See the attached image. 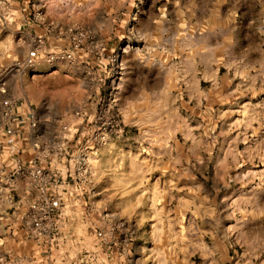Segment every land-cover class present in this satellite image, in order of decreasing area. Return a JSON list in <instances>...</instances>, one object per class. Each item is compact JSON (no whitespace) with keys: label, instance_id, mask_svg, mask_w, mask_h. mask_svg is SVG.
I'll use <instances>...</instances> for the list:
<instances>
[{"label":"rangeland","instance_id":"rangeland-1","mask_svg":"<svg viewBox=\"0 0 264 264\" xmlns=\"http://www.w3.org/2000/svg\"><path fill=\"white\" fill-rule=\"evenodd\" d=\"M25 1L27 35L0 19V264H264V0ZM57 192L72 219L39 242L24 214Z\"/></svg>","mask_w":264,"mask_h":264},{"label":"built area","instance_id":"built-area-1","mask_svg":"<svg viewBox=\"0 0 264 264\" xmlns=\"http://www.w3.org/2000/svg\"><path fill=\"white\" fill-rule=\"evenodd\" d=\"M10 15V5L8 4V0H0V19L6 18ZM65 56V55H64ZM69 56L66 55V57ZM31 58L28 59V62H31ZM105 133L98 134L95 139L98 141L104 140ZM38 171L34 174H37ZM33 174V173H32ZM63 199L62 196L57 192L54 197H43L37 201L32 202L26 212L24 214L26 218L27 226L30 232L34 235V238L37 241H41V238L45 235H49L53 229H55V221L59 218L63 213ZM123 226V223L118 225V228ZM97 238L101 240V244L98 246L103 247L104 244L107 243L106 234L103 231L99 230L97 233ZM126 237V233H124ZM126 239V238H125ZM98 251V250H97ZM97 251H94V255ZM93 252V251H91ZM91 252L87 254V257L90 256ZM97 254V253H96ZM36 263V262H35ZM121 264H134L130 259H125L121 262Z\"/></svg>","mask_w":264,"mask_h":264},{"label":"crops","instance_id":"crops-1","mask_svg":"<svg viewBox=\"0 0 264 264\" xmlns=\"http://www.w3.org/2000/svg\"><path fill=\"white\" fill-rule=\"evenodd\" d=\"M10 1V5H12L13 7L11 8V12H10V15H11V25H15V28L18 30L19 29V32L23 33L22 30H24L25 34L27 35L28 31L32 29V25H31V22L29 20V16H28V13H29V9H28V5L26 3L25 0H9ZM2 23H0V29L4 28L3 25H1ZM34 54H36L35 58H37V55L39 54V52H32ZM41 54V53H40ZM34 56V55H32ZM39 56V55H38ZM9 86H10V82H9ZM27 105L26 102L24 101L21 105H18V106H15L14 105L12 106L13 109V115H16L17 117L20 115L21 116V119H22V122H25V124H29V122L31 121V118L33 116L32 112L29 110V107L28 106H25ZM75 197V196H74ZM81 197H78L76 200L80 199ZM63 213L60 217H62L63 219H66L67 221H70L72 219L71 216V213H67L65 211V207H63ZM81 244H79L80 246ZM41 247V245H40ZM83 247V246H81ZM99 248H93V249H88L87 247H84L82 250L85 252H91V251H97ZM55 251V249H53ZM53 250H50L51 253H54ZM52 258H53V254L51 255ZM51 258V260H52ZM63 258V257H62ZM57 261V260H55ZM62 263H69V261H64ZM111 264H114V263H111ZM115 264H119V263H115Z\"/></svg>","mask_w":264,"mask_h":264}]
</instances>
